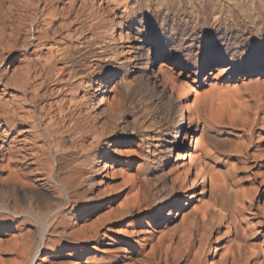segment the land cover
Returning a JSON list of instances; mask_svg holds the SVG:
<instances>
[{
  "label": "bare ground",
  "instance_id": "obj_1",
  "mask_svg": "<svg viewBox=\"0 0 264 264\" xmlns=\"http://www.w3.org/2000/svg\"><path fill=\"white\" fill-rule=\"evenodd\" d=\"M127 4H123L125 10ZM134 4L146 14L153 9L155 14L160 11L152 0H134L130 4L132 12ZM187 7L189 18L178 28L181 35L189 27L204 33L213 31L221 37L219 47L226 50L236 47L230 43L233 38L264 40V0H192ZM42 11L39 13L42 19L35 23L33 17L29 27L22 21L25 25L22 24L20 30L26 34L23 57L28 67L13 81L17 94H13L12 101L3 100L0 107V139L4 143L10 139L9 148L0 145V264H264V202L257 204V195L264 196V89L259 86L261 83L256 85L248 101L236 87L225 89L230 90L227 93L212 84L206 94H196L191 103L183 104L182 95L193 92L194 87L187 81L177 82L174 71L181 67L201 75L220 65L221 74H264V50L256 56L246 53L243 57L241 49L227 58L216 53H209L202 59L172 58L173 50L163 54L149 42L131 38L133 41L125 51V60L120 64L122 67L132 65L134 72L126 69L125 79L121 81L126 87L136 81L152 88L164 100L168 116L159 123L158 134L153 137L165 140L160 149L165 153L163 167H168L177 154L176 166L166 174L172 176L171 181L180 179L177 188L185 192L177 208L169 212L163 231L156 234L148 224L158 222L169 205L160 204L159 212L149 208L138 179L140 170L125 171L124 165L116 166L121 160L112 156L110 142L98 139L84 145L86 148L81 146L85 149L82 163H75L74 169L68 166L71 171L67 176L61 174L64 171L59 175L61 168L55 158L62 152L61 139L51 136L47 145L39 123L80 116L89 111L93 100L102 101L97 98L100 88L91 77L96 75L95 69L100 68V62L92 64L90 77L87 75L80 84L77 82L83 89L79 94L78 88H73L78 72L74 63L67 62L68 55H74L69 48L76 49L78 43L65 46L62 40L57 42L59 40L50 32L51 21L47 17H51H46L47 11ZM110 18L113 20L110 27L120 25L122 34V20L127 17L122 16L120 24L114 17ZM160 19L163 24L166 17ZM237 20L243 21V28L237 35H230V29L227 33L219 32L221 22L227 24ZM105 23L101 25L107 27ZM107 42L104 38L101 44ZM92 52L97 54L98 51ZM161 57L166 58H162L159 67L152 65ZM101 84V90L106 92L108 80L104 79ZM93 89L98 90L95 99ZM247 92L251 93L250 89ZM48 93L51 99L45 100ZM115 101L116 97L107 99V107H113ZM250 102H254L253 106H249ZM198 132L201 135L196 138ZM182 135L186 147L184 154L178 152ZM208 139L214 142L213 152L204 144ZM114 142L125 143L123 139ZM192 147L194 155L190 153ZM250 158L257 164L255 172H250ZM103 160L107 172L104 179L99 180L95 165ZM131 163L137 165V159H132ZM172 187L175 190V185ZM54 192L62 194L64 209L49 222L39 217L38 206L43 199L53 197ZM82 196L90 198L80 202ZM197 197L198 203L192 207ZM181 209L186 211L182 214V224L176 223ZM31 213L41 220L38 240H34L32 231L25 228L24 220ZM186 219L189 223H185Z\"/></svg>",
  "mask_w": 264,
  "mask_h": 264
},
{
  "label": "rangeland",
  "instance_id": "obj_2",
  "mask_svg": "<svg viewBox=\"0 0 264 264\" xmlns=\"http://www.w3.org/2000/svg\"><path fill=\"white\" fill-rule=\"evenodd\" d=\"M133 1L134 0H73L72 2V0H0V107L3 100L12 101L11 98L13 97V94H17L13 81L17 75L26 71L28 67V63H26L27 61L25 62V58L23 57V54L26 51L23 46L25 44L26 34L24 35V33L20 30L22 24L25 23L26 26L29 27L33 19L35 23L39 22L42 19L40 16L41 14L39 13H42V10L44 9L48 14H45L46 17H51L47 18L48 21H51L50 32H53V38L55 40H59L57 42H62L64 45H70L71 43L74 44V42L78 43L76 49L69 48L73 52L75 59L72 55V57L68 55L69 57L67 62L70 61V63H74V67L78 72V74H76L78 76L74 77L77 80L73 78L74 82H76V84L73 85V88H78L79 94L83 93V89L79 86L80 81L88 78L86 76L90 74L89 71L92 69L93 63H97L96 61L100 62V68L95 69L96 75L91 77L98 84V88H100L101 93L100 95H97V98L102 99V101L95 99V95L98 90L93 89V92L95 91L93 93V98L95 100H93L91 108L88 109L89 111L87 112L86 110L82 115H80L82 118L80 116H74L75 118L72 117L71 120V116H68V118H64L62 120L58 119V121L53 120L51 122H45V124H42L41 122L39 123V127H41V134L44 136L47 145L50 144L49 142H51L50 140L54 135L57 139H61L60 145H63V149L61 148L60 151L62 152L59 151V156L57 155L55 158V160L57 159L59 162L61 168V170L59 168V175L62 171H64L65 174L64 172L61 174L67 176L69 171H71V169H68L69 167H73L74 169L77 165L82 163L81 160L84 158L82 156L85 149H83V147L81 148V146L88 145L90 142L98 139H104L105 141L110 142L111 146L115 139H123L125 143L122 144L123 147L119 149L118 157H116L121 160V162L116 164V166L124 165L123 168L125 171H127V169L129 171L135 168L140 170V176L138 179L142 185L141 189H143L144 195L147 197L146 199L149 203V208H157L162 203L169 205L165 209L166 211H164L163 217L158 221H161L162 223L160 222L158 224L156 220L148 224L149 227L156 232V234H160L165 228L164 221H166L169 212L172 209L177 208L179 202L184 198L185 192L183 190L181 191L179 187L177 188V183L180 182V179L171 181L172 176H170V174H166L171 167L173 168L176 166L175 158L177 157V154L174 155V160H170L168 167H163L165 166V153L163 154V152H160V149L165 143V140L162 138L158 139V136H156V138L153 137V135L158 134L157 130L159 123L164 121L168 116L165 110V105L163 104L164 100L159 96L158 91L153 92L154 90H152V88L149 89L143 87L136 81H132L131 85L126 87L123 81H121L122 78L125 79L123 74L126 69L130 72H134L132 65L127 66V68L122 67L120 64V62L123 64V61L125 60V51H127L129 44L133 41L131 38L137 37L143 39L152 44L158 52L163 54H168L171 50H173L174 53L172 52V58L179 57L184 59L190 57H198V59H202L209 53H216L221 58H227L230 53L236 50H240V52L244 50V52L240 53L243 57L246 53H251L256 56L264 50V40H256L255 38H249L247 40L244 37H239L237 40L233 38V41L229 42H233L236 47L231 50H226L223 47H219L221 45V37L217 33H214L213 31L204 33V31L202 32L197 28L189 27L187 31L181 35L178 27L166 28L165 22L161 24V19H157L156 14L153 11L146 14L139 9L140 6L134 4V11L132 12L130 4ZM126 3H128L129 6L125 10L123 4ZM138 13L141 15L139 20L136 21V24H139L140 27H136V24L130 25L129 21ZM122 16L127 18L126 20H122V24L124 23V26L123 33L121 34L122 28L120 25L110 27L113 20L109 19H111L110 17H114V20L120 24ZM22 21L25 22L22 23ZM97 22L103 23L102 25L106 22L105 24H107V27H104L105 25L102 26L101 23L98 25L99 23ZM18 26L20 28H18ZM128 31H131V33L128 34ZM88 38L90 39L88 40ZM104 38H107L108 42L105 43V45H102L101 42ZM60 40L62 41L60 42ZM174 45L177 46L172 48ZM98 46H101V48ZM122 49H124V52H121ZM94 50L100 52L101 56L98 52L97 54L92 52ZM162 58L164 59L166 57L155 59L152 65L156 64V66L159 67ZM148 65L149 63H146V66ZM219 66L220 65L214 66L211 70H207L201 75H195L191 71L181 67L175 68L174 71L177 82L187 81V83L192 84L195 90V92L193 90V92H190L189 94H184V96L182 95L181 101L183 104H186L187 101L191 103L196 94H206L211 89L210 86L212 84H215V87H217L221 92H224L227 88H231L233 90L238 88V90L243 92V99H248V101L251 99L250 94H252V90H255L257 87L256 85L261 83L259 86L264 89V74L262 72L254 75H244L239 72H225L221 74L218 69L220 68ZM205 68L206 66L203 67V69ZM104 79L108 80L106 92L101 90L103 87L101 83H103ZM77 82H79V84H77ZM49 84L51 85V83ZM244 84L250 85L248 88L251 93L247 92L249 89L246 88ZM67 89H69V87ZM168 91H170L169 86ZM66 92V94L70 93L68 91ZM49 94L50 93L46 95L47 97H45V100L51 99ZM110 97H116L113 107H107L109 106L107 105V99L109 100ZM177 103H179L178 99ZM253 104L254 102H250L249 106H253ZM243 107H245V105ZM110 108L113 109L112 111L114 112H112ZM179 108H181L180 105ZM244 110L243 112H245ZM79 117L81 119H79ZM74 122H77V125ZM45 126H47V128L44 129ZM69 129H72L73 132ZM48 132L52 134H49ZM200 135L201 132H198L196 134V138L200 137ZM73 136H77L78 138L76 137L75 140ZM61 137L64 142H62L63 140ZM9 140L10 139L4 143L3 140L0 139V145L4 144L6 148H9ZM180 142L181 145L178 152H180V154H184L183 152L186 150V147L183 143V135L180 138ZM204 144L207 145L209 151H214L213 141L211 142V140L208 139L204 141ZM194 145L195 140L192 142V146ZM84 147L86 148V146ZM154 149L158 150L154 152ZM98 152L101 151L98 150ZM190 153H192V155L195 154L194 147L191 148ZM134 158L137 159L138 166L131 163V160ZM104 160L95 165V170L98 169L96 170L97 172H95L99 180H103L106 174L105 172H107V170H104ZM249 163L252 164L250 172H255L257 164H253L252 158L249 159ZM175 175L176 173L174 176ZM207 183L210 185L209 178H207ZM174 185L175 190L172 187ZM179 191L180 194H178ZM189 192H191V190H189L188 193ZM54 194L55 195L53 197L43 199L38 206L40 210L39 217L45 219L46 221L48 220L49 222H52L55 216H60L64 209V202H62L61 196L62 194L58 192H54ZM59 197H61V199ZM81 198L82 199L79 198L80 202H86L90 196H82ZM198 198L199 197L194 199L191 203L192 207L198 203ZM263 202L264 196L260 198V195H257V204H262ZM185 212L182 209L180 210V215L176 223L179 222L182 224V218ZM31 214H29L28 219L25 218L24 220L25 228L32 231L34 240H38L39 233L37 230L38 227L41 226V220L38 216H36V214ZM188 221L189 220L185 221V223H189ZM180 224H178V226ZM204 230L207 232L208 226H206Z\"/></svg>",
  "mask_w": 264,
  "mask_h": 264
},
{
  "label": "snow or ice",
  "instance_id": "obj_3",
  "mask_svg": "<svg viewBox=\"0 0 264 264\" xmlns=\"http://www.w3.org/2000/svg\"><path fill=\"white\" fill-rule=\"evenodd\" d=\"M153 5L159 6L160 11L157 12L156 17L162 18L166 17L165 20V27H178L182 28L184 26L185 21L189 18L187 16V13L189 12V8L187 5L192 3V0H152ZM154 10V9H153ZM153 10H149L150 12ZM141 14H137L135 17H133L129 24H136V21L139 20ZM237 24L240 25V27H237ZM136 27H140L139 24H136ZM243 28V21L237 20L236 22H229L225 24L224 22H221L219 32L220 33H227V30H231L230 35L235 36L237 35V32L242 30ZM219 34V33H218ZM245 35H248L247 32L244 33ZM123 146L119 143H112L111 148L109 151L113 154L114 157H118V150L121 149ZM154 212H159V208H154Z\"/></svg>",
  "mask_w": 264,
  "mask_h": 264
}]
</instances>
